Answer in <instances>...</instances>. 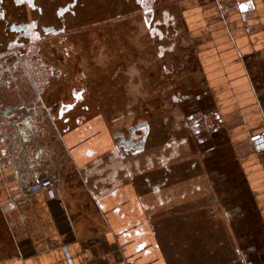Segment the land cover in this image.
<instances>
[{
  "label": "crops",
  "instance_id": "obj_1",
  "mask_svg": "<svg viewBox=\"0 0 264 264\" xmlns=\"http://www.w3.org/2000/svg\"><path fill=\"white\" fill-rule=\"evenodd\" d=\"M176 5L216 110L211 139L196 131L205 150L179 167L161 158L136 170L125 163L144 150L132 123L88 147L71 142L70 116L61 143L28 145L45 152L20 160L5 115L21 106L0 99V264H264V0ZM53 174L62 181L55 197L28 190ZM213 196L223 203L217 215Z\"/></svg>",
  "mask_w": 264,
  "mask_h": 264
},
{
  "label": "rangeland",
  "instance_id": "obj_2",
  "mask_svg": "<svg viewBox=\"0 0 264 264\" xmlns=\"http://www.w3.org/2000/svg\"><path fill=\"white\" fill-rule=\"evenodd\" d=\"M149 1L0 0V83L12 81L0 88V99L13 109L30 105L28 115L37 116L24 144L61 143L71 116V142L93 147L127 130L135 115L150 130L138 126V147L140 136H149L144 150L125 161L130 167H157L161 158L179 167L182 157L199 156L196 131L211 139L208 124L215 123L216 110L197 58L189 54L177 0H153L147 21ZM166 48L174 52L162 58ZM185 169L189 176L198 172ZM52 176L60 185V176ZM207 201L209 211L223 208L218 197Z\"/></svg>",
  "mask_w": 264,
  "mask_h": 264
},
{
  "label": "built area",
  "instance_id": "obj_3",
  "mask_svg": "<svg viewBox=\"0 0 264 264\" xmlns=\"http://www.w3.org/2000/svg\"><path fill=\"white\" fill-rule=\"evenodd\" d=\"M26 108L28 110H26ZM32 109H34V107L31 108L30 105L28 107L26 105H23L19 107L18 110H16L15 112L5 115V118L8 120L15 119L13 122V128L16 134L18 135L19 142L16 145L14 153L17 157H20V160L21 158H23L21 156L26 152H27L28 158L34 157L35 154L38 152H41V153L45 152V150L40 147L37 148V152H35L34 149L24 144L25 141L28 140L32 135L31 134L32 132L29 129H30L31 124L33 127L34 119H36L37 117L36 115L35 117L31 114L28 115V112H30ZM260 139L264 141V135ZM262 146L264 147V145ZM16 175L17 177H19L20 173L17 171ZM27 188L31 192L46 191L48 192L50 197H55L58 194V190H59L58 189V179L52 175H49L46 177H43L40 175V176H37L32 183H29ZM211 214L217 215V211L211 210Z\"/></svg>",
  "mask_w": 264,
  "mask_h": 264
},
{
  "label": "trees",
  "instance_id": "obj_4",
  "mask_svg": "<svg viewBox=\"0 0 264 264\" xmlns=\"http://www.w3.org/2000/svg\"><path fill=\"white\" fill-rule=\"evenodd\" d=\"M154 1L153 0H150L149 1V3L148 4H146V6H144L145 8H151L153 5H154ZM148 18H147V21L150 19V17H151V14H148ZM147 21L145 22V24H146V27H148V25H147ZM154 31V30H153ZM155 32V31H154ZM159 33V32H158ZM159 35V34H158ZM157 82H155L154 84H152V85H155ZM151 85V86H152ZM120 86V85H119ZM167 86V85H166ZM166 86H165V88H166ZM176 99L177 98H173V100H174V102L176 101ZM158 100H159V97H157V99H156V101L158 102ZM137 118V116H135L134 115V121L132 122V127L134 126V127H136V134H137V128H138V126L139 127H145L148 131L150 130V123H148L147 121H143V123H141V121H139V120H137L136 119ZM145 134V135H144ZM144 134H143V136H144V138H143V136H140V138L139 139H141V145H140V147L141 148H144L145 147V145H146V139H147V136H149V134L148 133H146V132H144ZM136 137H137V135H136ZM143 138V139H142Z\"/></svg>",
  "mask_w": 264,
  "mask_h": 264
},
{
  "label": "flooded vegetation",
  "instance_id": "obj_5",
  "mask_svg": "<svg viewBox=\"0 0 264 264\" xmlns=\"http://www.w3.org/2000/svg\"><path fill=\"white\" fill-rule=\"evenodd\" d=\"M148 13L146 14H151V16L153 15V13L155 12V6L153 5L151 8H149V11H146Z\"/></svg>",
  "mask_w": 264,
  "mask_h": 264
}]
</instances>
